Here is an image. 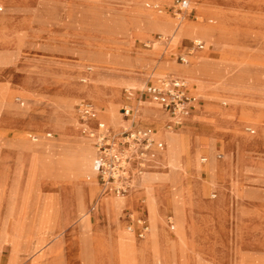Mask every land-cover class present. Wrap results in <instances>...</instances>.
<instances>
[{
    "label": "rangeland",
    "instance_id": "374dc122",
    "mask_svg": "<svg viewBox=\"0 0 264 264\" xmlns=\"http://www.w3.org/2000/svg\"><path fill=\"white\" fill-rule=\"evenodd\" d=\"M172 2L0 0V250L8 247L7 264H12V259L23 261L22 264L138 263L134 253L115 248L108 228L111 225L100 212L97 198L85 212L87 217L89 210L99 214V218L90 215L94 228L80 227L53 243L61 229L62 217L57 208L63 185L73 182L77 172L85 181L94 185L95 182L85 177L82 163L78 167L77 152H45L40 157L31 154L32 149H43L39 146L43 141L56 143L62 138L51 137L59 135L56 127L66 114L65 100L76 97L74 87L87 85L95 72L102 73L106 79L131 82L118 89L119 111L125 103V90L136 93L135 89L152 78L176 75L198 88H193L192 94L200 105L184 118L191 121L175 129L158 125L156 134L159 131H168L173 134L167 133L170 136L184 134L187 142L180 156L183 158L186 150L190 151L192 143L200 178L192 174L191 164L186 160L176 167L172 161H163L157 169L164 176L167 171L174 172L179 183L158 174L150 175L147 164V173L142 168L144 173L135 185V190L143 189L149 232L153 229L149 207L155 194L177 201L175 197L183 193L185 185H190L192 191L185 196L184 205L177 201L174 207V201L170 200V205L160 208L163 234L167 238L149 264H264V0H189L197 11V19L186 16L181 23L168 10ZM155 4L163 10L156 11ZM141 6L150 18H168L175 24L176 32L171 34L160 28L137 33L133 25L142 17ZM195 24L211 29V38L189 36L188 27ZM172 28L173 25L169 30ZM152 33L172 35L173 44L181 37L203 39L205 49L195 51L191 57L201 55L213 62L218 75L208 79L210 87H207L214 93L198 87L201 81L198 73L186 76L163 69L174 65L182 68L183 64L169 56L170 52L177 53L175 48H168L163 57L161 43L152 39ZM145 39L151 40L149 48L143 45ZM140 53H150L153 58V61L149 59L147 72L137 61ZM216 62L221 65L215 66ZM81 99L90 100L98 110L101 106L103 111L107 109L105 103ZM79 100L71 104L69 133L77 129L82 137L70 134L71 137L86 141L95 154L88 134L82 133L85 126L75 109ZM207 107L213 115L202 117L200 113L206 112ZM100 114L102 118L103 112ZM118 114L121 125V113ZM167 119L169 116L140 120L165 122ZM217 124H223L229 131L222 136L217 134L212 143ZM106 125L114 132L123 129ZM164 145L162 153L168 150L167 144ZM217 150L222 153L219 159L214 156ZM156 151L151 152L149 159ZM209 154L218 162L228 159L230 170L224 175L218 171V179L204 182L205 170L211 163ZM198 179L202 182H197ZM159 184L167 186L158 187ZM149 185L157 187L155 193ZM223 189L229 190L231 200L227 210L219 204ZM94 190L99 192L98 186ZM106 193L125 200L131 190L124 196ZM211 193H216V197H211ZM32 199L36 203L31 208ZM32 210L34 214L30 216ZM122 210L120 227L126 239L131 235L134 241L143 240L146 235L138 238L127 230ZM169 221L175 224L174 230L169 229ZM27 240L29 246L22 250ZM16 245L21 249L15 251ZM6 259L5 254L1 263L5 264Z\"/></svg>",
    "mask_w": 264,
    "mask_h": 264
},
{
    "label": "crops",
    "instance_id": "0c3cea01",
    "mask_svg": "<svg viewBox=\"0 0 264 264\" xmlns=\"http://www.w3.org/2000/svg\"><path fill=\"white\" fill-rule=\"evenodd\" d=\"M157 5H159V4H157ZM141 8H142L141 9L142 10L141 11V16L142 17L140 19H138V22L135 25H133V26H135V30H136L137 33L145 34V33H148L149 31L160 29V28H162V29H164L166 31H169L170 33L175 31V29H174L175 28V24L172 21H170L168 18L167 19L165 18L164 20L160 19V18H155V17L150 18L148 11L146 9H144L142 6H141ZM187 17L189 19H191V20H196L197 19V11L192 7V13L187 15ZM210 21H211V19L209 20V22ZM172 25H173V28L171 30H169V28L172 27ZM174 37L175 38L178 37L177 33H176V35ZM152 39L161 43L162 51H163L161 55L163 57H164V53L166 52V50H168V48H171V49L175 48L177 53L170 52L169 56H171L177 63H181L182 64L183 62H180L178 60V55H181V54L185 55L186 58H187V62L190 60V62H189V64L187 66L190 67V68L191 67L195 68L197 70L198 75L200 77H202L201 80L203 82L205 81V85L202 84L201 87L207 89V93L208 92H212L213 89H208V87H207L210 84L208 82V78H210V76H217L218 75L217 71H215L216 69H213V65H214L213 62H211L209 60H206L204 58L197 57L198 55L191 57V55L195 51L203 50L206 47V43H205V41L203 39H201V38H194L193 39V38L181 37L177 43L173 44L172 43V35H170V34L163 35L161 33H155L154 35L152 33ZM194 40H201L203 42V44H204V47L201 48V49L195 48L193 50H189V48H190V46H191V44H192V42ZM145 43H148V44L145 45ZM143 45L145 47L149 48L151 46V40L150 39H145V42H143ZM190 57H191V59H190ZM149 59L153 61L152 56L146 55L145 53H140L139 56H138V60L137 61L141 65V67L144 68L142 70H144L145 72H147V69L149 68V65L151 64L150 63L151 61H149ZM187 62H185V63H187ZM217 65H221V63L216 62L215 66H217ZM183 66H185V65L183 64ZM132 67H133V64H132ZM162 68L165 69V70H168V71L170 70V73H172L171 71H175L176 70V66L175 65L174 66H166V67H162ZM152 80H154V79L152 78V79H149L148 81H152ZM186 81H188V80H186ZM188 82H187V88H188V91L192 94V89L194 88V85L189 84ZM206 82L209 83V84H207ZM100 84H101V87L110 88V89L114 88V87L115 88H119L121 86L114 79H106V78H104L103 80H100ZM135 90H137V89H135ZM195 90H197V89H195ZM18 97H19L18 100H20L21 97L20 96H18ZM93 100H95L98 103H102V100H100V99H93ZM80 101H87V102L91 103L93 105V107L96 109V117L93 118V119H89V120L85 121L86 126L89 127V128H95L96 123L98 121H104V120L110 126H112L114 128L124 127L125 125L130 123L125 118V116L122 113V105H123L122 102H121L122 105L120 107V113H121V119L123 121V124L119 125L114 120V117L112 116V114L110 112H108L107 110L103 111L102 109H104V107H102V106L100 107V110H98L96 108L95 104L93 102H91L90 100H88V99H80L75 104V109L77 107V104ZM121 101H122V97H121ZM133 102H135V101H133V100L130 101V104L132 106H133ZM150 103H151V105H147V103L143 102V104L141 105V109H140V111L142 112V115L143 116L151 115L154 119L155 118L162 119L164 117L163 108L160 109L157 106L156 102H150ZM198 103H199V101H198ZM70 109L72 110V108H69V107L66 108L65 107L66 114L62 115V117L60 118L59 123L57 125V130H58L59 135L58 136H53L51 138H59V137L62 136V138L57 139L58 144H57V146H55L53 148L57 147V150H60L59 152L66 153V154H69L68 152H70V151L71 152H77L79 154L78 155V157H79L78 167H79V164H81V163H83V162H85L87 160L91 161L93 156L96 154V149H95V146L93 144V141H92V146L95 149V154L92 151L93 149L90 148L89 144L86 141L80 140V139H75V138L71 137L70 134H73L72 136H74L76 138H79V137H82V136L78 134L77 129H75L73 131H70V133H69V126H70L71 120H72V117L70 115V113L72 111ZM206 109H207L206 112L200 113V114L202 115V117H211L213 114L208 110V107ZM194 110H195V105H194V103H192V105L189 107L188 112H187V114L185 116H188V115L192 114ZM100 112H103L102 118L104 120L101 118ZM167 121H165V122H160V120L159 121L158 120L157 121H147V120H138L137 121V120L134 119L133 126L150 127V128H152L153 131H154L155 140L157 142L161 143L160 147L155 146L152 150H162L165 145L156 135L157 126L158 125L164 126ZM190 121L191 120L183 119L181 125L183 123H185V122H190ZM187 127H189V126H187ZM216 128H217V131L214 133V135L212 136V139H211L212 143L215 142V138H216L217 134L220 135L222 133V131H228V130H226V128L224 127L223 124L222 125H218L217 124ZM185 130H187V128ZM220 130H222V131H220ZM248 130H251V128L248 129ZM197 131H199V128H197ZM32 135H34V134H32ZM50 136H52V134ZM185 141H186V137H185ZM41 148H43V149H40V148L32 149L31 150L32 156H34V157L44 156L43 153H45V152H50L52 154V151H51L52 148H49V147H46V146H42ZM1 150L2 149L0 148V152H2ZM42 151H44V152H42ZM215 151H216V146H215L214 152ZM59 152H56V153H59ZM53 154H54V152H53ZM158 154H161L160 151L158 152ZM89 156L90 157L92 156V157L90 158ZM214 156H215L216 159H219V158L222 157V153L219 150H217V153H214ZM158 159H159L158 162H160V161L163 162V158L162 157H159ZM202 162H205V161H202ZM237 163H238V161H237ZM154 164H153V167L151 168V172L154 173V174H158L160 176L162 170H158L159 168L157 169V167L160 166V165L159 164L158 165L157 164L154 165ZM87 179L88 180L92 179L95 182V185L98 186L99 192H96L94 190L95 189V185L92 182H88V181H73V182H71L69 184L66 183L65 185H63V191L65 192L66 188L70 187L74 196L67 198V200H65V198H64V200H62L63 198H61L58 201L59 205H58L57 209H58L59 215L62 217L61 226L64 225L67 220L75 221L78 218V216L83 215L84 219H83V223L81 222L82 223L81 225L85 229H87L88 227L94 228V226L91 224L92 222H91L90 215H93L94 217L97 216L99 218V214H97V212H94L93 210H89V214H88L89 217H87L85 212L87 211L88 207L95 202V198H96L97 193L111 192L112 194H115L112 191L108 190L107 188L103 187L98 182L95 174H94V176H91L90 178H87ZM192 182L194 183V181H192ZM76 183H77V185H76ZM79 184H81V185H79ZM149 186L150 187L152 186V188L154 189V193H155L157 187L155 188V187H153V185H149ZM160 186H167V185H160L159 184L158 187H160ZM137 188H136V190H133V192H131L125 200H120V199H118L116 197L111 196L108 193L101 199L102 200L101 201V212H102V215L105 216V217H108V216H110V217L111 216H115L117 218L119 217V222L120 223H119L118 226L112 225L111 227H108L109 229H111L112 243L115 245V248L121 247V248H124L126 251H130L131 250V243H134L135 241L133 239H131V237H130L131 235H129L128 239H126L125 233H123L121 231L120 225H122V220L120 218V211L122 209L124 210V218H125L124 220L126 221V226L129 223H131L133 225L134 229L132 231H129V232H131L136 237H137V235H136V230L135 229L138 226L134 224L133 218L141 217L148 224V219H147L148 211H147L146 203L143 200V198H144L143 189H140L139 187H137ZM127 193H125V194H127ZM211 197H216V193H211ZM170 200H171V202L174 201L173 202V206L177 207V202L175 201L174 198H164V197L157 196L155 194L154 202H155V206H156L157 211L160 212V208L163 205H167V206L170 205V204H168L169 203L168 201H170ZM35 203H36L35 199L30 200L31 208H32V206H35ZM87 205H88V207H87ZM165 209H166V207H165ZM174 210L176 211V208ZM29 213H30V216H32L34 214L33 210L31 212H29ZM169 223L171 225L170 221H169ZM170 225H169V227H170ZM77 226H78V224L75 223L74 224V228H76ZM173 226H174L173 229H171V227L169 229L170 230H174L175 229V224H173ZM163 236L164 237H163L162 240H165V238H167V237L164 234H163ZM162 240L161 241L159 240V242L157 243V246H160V244H161L160 242H162ZM28 246H29V241L28 240L24 241L22 250H27ZM5 254L7 255V259H6L5 264H7V261H8V247H4V248H2L0 250V264H2L1 260H2V257Z\"/></svg>",
    "mask_w": 264,
    "mask_h": 264
},
{
    "label": "built area",
    "instance_id": "2783aa9c",
    "mask_svg": "<svg viewBox=\"0 0 264 264\" xmlns=\"http://www.w3.org/2000/svg\"><path fill=\"white\" fill-rule=\"evenodd\" d=\"M156 11L163 9L159 5H153ZM169 12L177 19H181L192 13V6L189 0H173L168 6ZM160 37V36H159ZM148 43H145L147 45ZM201 40H194L189 48H203ZM180 62H187L185 55H178ZM151 100L158 103L167 111L170 120L164 127L175 129L182 123L183 117L187 114L189 107L194 102V96L188 91L187 81L182 77L163 75L152 81H147L144 86L133 93L125 90V103L122 105V113L130 122L121 131L114 132L104 121H98L95 128L85 125L83 133L92 138L96 149L92 167L98 182L108 190L117 195H123L131 188L134 170L141 167L148 151L155 146L160 147L154 137V131L150 127L133 126L134 108L130 101L135 102ZM79 119L87 121L96 117V109L87 101H80L76 107ZM204 161L205 158H202ZM138 227L136 235L142 238L147 231V222L141 217L133 218ZM174 228L173 224L170 225ZM127 230L132 231L133 225L129 223Z\"/></svg>",
    "mask_w": 264,
    "mask_h": 264
},
{
    "label": "bare ground",
    "instance_id": "6f19581e",
    "mask_svg": "<svg viewBox=\"0 0 264 264\" xmlns=\"http://www.w3.org/2000/svg\"><path fill=\"white\" fill-rule=\"evenodd\" d=\"M153 17H155V16H153ZM185 17L186 16L182 17L181 19H177V18L176 19L178 20L179 23H181L185 19ZM155 18H160V19H163V20L165 19V17H162V18L161 17H155ZM210 30L211 29H209L207 27H204L203 25L195 24V25H190L188 27L187 33L191 37H195V36H199V35H206V36H209V38H211L210 37V34H209V32H211ZM200 51H202V50H200ZM145 54L146 55H149V56L151 55L150 53H145ZM197 57L203 58V56H201V55L200 56H197ZM182 64L188 65L189 64V61L187 63H182ZM171 72L178 73V74H181L182 73V74H184L186 76H190V75L196 74L197 73V70L195 68H192V67L190 68L188 66H183L182 68H176L175 71H171ZM211 77H215V76H210V78ZM210 78H208V79L210 80ZM102 79H104L103 74L100 73V72L99 73L98 72H95L90 77V82L87 85H85V86H78V85L75 86L73 91L76 94V97H72V98H69V99L65 100V103H64L65 106L64 107L71 108L72 107L71 104L75 100H78V99H81V98L100 99V100H102V103H105L106 104V107H107L106 110L112 114V116L114 117V120L120 125L121 120H120V116L118 114L120 112L119 111L120 93H119V90H118L119 88H115L114 87V88H111L110 89V88H103V87H101L100 80H102ZM114 80L119 85H122V84L130 85L131 84V82L124 81L123 79L122 80H120V79H114ZM132 84H134V83H132ZM202 84L205 85V82H203L201 80L200 81V84L198 85V87H201ZM142 87H140V88H142ZM212 92L214 93L213 90H212ZM212 92H210V93H212ZM209 97H212V96L209 95ZM194 98L195 99H194V102L193 103H194L195 109H196L200 104L198 103L199 100L197 99V97L194 96ZM142 102L150 103V102H153V101L147 99V100H144V101L133 102L134 118H136L137 120H140L141 118L154 119L151 115H148V116H143L142 115V112L140 111L141 105H142L141 103ZM135 110H136V112H135ZM166 112L163 111V115H164L163 118H166V116L168 117V115H167ZM190 115L183 117V119L184 118H188ZM169 120H170V117H169ZM80 123L82 125H84V126L86 125L84 121L83 122H80ZM220 131H222V130H220ZM228 131H222V133L220 134V136H222L224 132L226 133ZM167 133H169V132L167 131ZM167 133L164 132V131H159V133L156 134V135H157V137L163 143H166L167 144L168 150L166 151V153H162L161 150H157L156 153H154V152L152 153V157L150 159H149V156H150V154H151V152L153 150L148 151V153L145 155L143 161H141V167L138 168V169H136V170H134V174H133V178H132V182H131V188L129 189V192H130V190H131V192H133V190H135V185L137 184V182L139 181V178L144 173L142 168L145 167L146 173H147V164H148V166H150V168L153 167V164L154 163L158 165L161 162V161L158 162V160H159L158 158L159 157H162L163 158V161H172L174 163L173 164V167H176V164H181V161L186 160V162H188V163L191 164L192 171H193L192 174L195 173L198 176V178H200L199 173L201 171H199V168H198V166L196 165V162H195L194 156H195L196 150L193 149L192 143H190V148H189L190 151L188 152L187 151L188 149H187L185 155H183V158H182L180 156V150H181L182 146H184L186 144V142H187V141H185V137H184L185 135L182 134V135L170 136ZM169 134H171V133H169ZM171 135H173V134H171ZM86 136L88 138H90L91 141H93L91 137H89L88 135H86ZM57 144H58V142L52 143L51 141H43L39 146H46V147L52 148L51 149L52 153L53 152L56 153V152H59L60 151V150H57V147L56 148H53V147L57 146ZM159 151H160L161 154H158ZM42 152H44V151H42ZM209 156L211 158V163H210V165L205 170V172L207 173V178H204L203 179L204 182H209L210 180H213L214 178H217L218 179V176H219V174H217L218 171H220L221 174L224 175L226 172H228L230 170V166H229L228 159L226 161H224V162H218V161L215 160L213 154H209ZM82 165L85 168V177L86 178H90L91 176H94L95 172H94L93 167H92V161H88L87 160V161L83 162ZM150 174H152L151 170H150ZM160 176L163 177L164 175H162V173H161ZM73 177H74L73 178V181H85L83 179L82 175H80L78 172L75 173L73 175ZM164 177H165V179L167 177L168 178V181H170V182H172V180H175V179L177 180V182L179 181L178 177H176L174 175V172H171V171H167L166 172V176H164ZM197 182H202V179H198ZM81 184H79V185H81ZM76 185H77V183H76ZM182 191H183V193L181 192L180 194L177 195V197H175V198H177V201L179 202L178 203L179 205H184L185 196L187 194H190L192 192L191 189H190V185H188V186L185 185L183 187V190ZM106 194H107L106 192H103V193H100V195L98 197H96L100 212H101V201H102L101 199ZM124 195L125 194L119 195V196H124ZM73 196L74 195H73V192L71 191V188L70 187H67L66 190H65V192L64 191L62 192V195H61L60 199L63 198L62 200H64V198H65V200H67V198L73 197ZM230 201L231 200H230L229 190H224L223 189L221 191V198H220V201H219L220 207H222L225 210H227L228 207H229ZM87 207H88V205H87ZM149 210H150V214H151V217L150 218L152 220V228H153L152 231L149 232L150 226L147 225V231L144 234V236L146 235L145 238L143 240H140V241L137 240L134 243H131V250H130V252L131 253H134L137 256V258H138L137 261H136V262H138L137 264H149V260L154 255H156L157 253H160V252H157V251H158V249L161 246H157V243L159 242V240L161 241L163 239V237H164L163 236L162 223H161V220H160V218H161V215L160 214L161 213L159 211H157L154 202L150 204ZM83 219H84V216L83 215H80V216H78V218L75 221L67 220L65 222V224L61 226V229H60L59 233L57 234V236L54 238L53 243H55L56 241H58L65 234H69V233L78 231L80 227H83L81 225L83 223ZM106 219H107V223L109 225H111V226L112 225H114V226H118L119 225V221L117 220L118 218L115 217V216H111V217L108 216V217H106ZM75 223L78 224V226L76 228H74V224ZM100 242H102V241L101 240H98V243H100ZM160 243L163 244L164 243V240H162V242H160ZM162 244H160V245H162ZM20 249H21V246L19 247V246L16 245L14 247V250L15 251L16 250H20ZM150 254H151V256L148 257ZM11 261H12L11 262L12 264H22L23 263V261H21V262H17L16 261L15 262L13 259ZM165 261H167V257L165 258Z\"/></svg>",
    "mask_w": 264,
    "mask_h": 264
}]
</instances>
